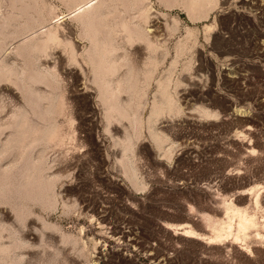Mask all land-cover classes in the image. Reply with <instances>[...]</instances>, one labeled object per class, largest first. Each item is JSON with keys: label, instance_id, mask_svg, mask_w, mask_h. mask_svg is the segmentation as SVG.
<instances>
[{"label": "rangeland", "instance_id": "rangeland-1", "mask_svg": "<svg viewBox=\"0 0 264 264\" xmlns=\"http://www.w3.org/2000/svg\"><path fill=\"white\" fill-rule=\"evenodd\" d=\"M0 264H264V0H0Z\"/></svg>", "mask_w": 264, "mask_h": 264}]
</instances>
